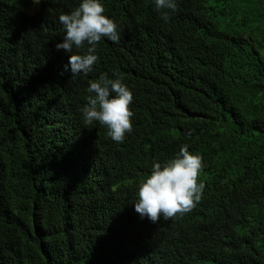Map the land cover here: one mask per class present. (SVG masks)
<instances>
[{"label":"trees","instance_id":"16d2710c","mask_svg":"<svg viewBox=\"0 0 264 264\" xmlns=\"http://www.w3.org/2000/svg\"><path fill=\"white\" fill-rule=\"evenodd\" d=\"M60 2L0 0V264H264V0H187L179 28H199L203 51L180 81L118 17L120 42L90 78L119 74L132 90L123 144L80 123L84 78L37 74L64 36L72 1ZM184 144L203 156L201 202L142 220L138 184Z\"/></svg>","mask_w":264,"mask_h":264},{"label":"clouds","instance_id":"9594fccd","mask_svg":"<svg viewBox=\"0 0 264 264\" xmlns=\"http://www.w3.org/2000/svg\"><path fill=\"white\" fill-rule=\"evenodd\" d=\"M68 1L61 0L58 6ZM70 1L71 6L59 15L64 36L53 45L55 56L50 51L49 62L42 64L37 74L49 76L62 71L61 75L84 78L89 96L80 103V123H99L113 142L123 144L133 131V92L119 74L110 78L100 73L90 78L95 75L101 47L120 42L118 17L134 26L135 40L145 58L160 64L177 81L180 70L197 76L203 51L199 45L201 30L179 28L188 16L187 0H117L113 16L108 14L111 11L104 0ZM35 5L26 8L28 14H34ZM67 82L72 86V81ZM1 111L0 104V115ZM150 134L161 137L157 130ZM203 169V156L191 152L188 144L165 162L154 161L150 173L137 186L135 212L152 223L190 212L204 194L205 185L200 181Z\"/></svg>","mask_w":264,"mask_h":264},{"label":"bare ground","instance_id":"6f19581e","mask_svg":"<svg viewBox=\"0 0 264 264\" xmlns=\"http://www.w3.org/2000/svg\"><path fill=\"white\" fill-rule=\"evenodd\" d=\"M29 15H32V14H29ZM197 207V206H196ZM193 209H195V208H193Z\"/></svg>","mask_w":264,"mask_h":264}]
</instances>
